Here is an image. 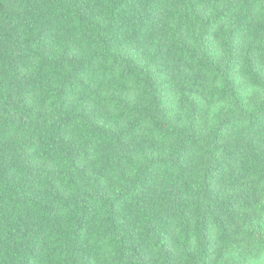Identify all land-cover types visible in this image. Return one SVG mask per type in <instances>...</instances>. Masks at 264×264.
<instances>
[{"label": "trees", "instance_id": "trees-1", "mask_svg": "<svg viewBox=\"0 0 264 264\" xmlns=\"http://www.w3.org/2000/svg\"><path fill=\"white\" fill-rule=\"evenodd\" d=\"M0 264H264V0H0Z\"/></svg>", "mask_w": 264, "mask_h": 264}]
</instances>
